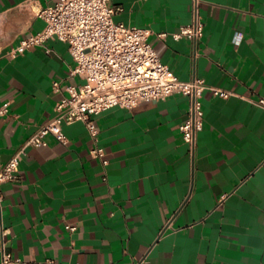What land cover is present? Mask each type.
<instances>
[{
	"label": "crops",
	"instance_id": "crops-1",
	"mask_svg": "<svg viewBox=\"0 0 264 264\" xmlns=\"http://www.w3.org/2000/svg\"><path fill=\"white\" fill-rule=\"evenodd\" d=\"M57 1L0 0V105L9 109L0 167L54 116L66 87L82 83L58 39L13 55L43 28L40 9ZM109 6L120 8L115 21L152 31L179 79L234 94L203 92L193 153L180 130L190 98L180 93L94 115L97 140L76 121L63 126L67 144L48 134L26 147L17 180L2 184L6 250L53 264H264V108L251 101L264 97V0H199L197 41L172 36L193 21L194 0Z\"/></svg>",
	"mask_w": 264,
	"mask_h": 264
},
{
	"label": "built area",
	"instance_id": "built-area-1",
	"mask_svg": "<svg viewBox=\"0 0 264 264\" xmlns=\"http://www.w3.org/2000/svg\"><path fill=\"white\" fill-rule=\"evenodd\" d=\"M110 0H58L54 5L41 8L38 16L44 21L41 30L21 39L13 55L34 46H44L49 40L58 39L66 43L74 60L72 75L82 79L80 84L66 87L67 94L56 104L54 116L42 124L25 142L23 147L7 163L0 167V264H53V260L35 261L14 257L6 250L1 216L4 195L2 184L18 178L19 165L26 147H40L46 144L45 137L54 135L63 144L68 143L63 126L82 121L94 140L98 129L93 118L101 112L120 106L131 109L145 101H158L180 93L190 98L188 117L180 125L183 141L191 153L197 144L198 132L204 123L202 96L210 89L215 96L229 98L230 90L209 86L202 78L181 80L164 64L150 40L152 31L148 28L128 26L114 20L120 8L109 6ZM199 0H194V19L172 33L175 39L188 37L197 41L203 34L204 23L199 16ZM166 33H160L164 37ZM237 39L242 34H237ZM49 51V49H47ZM60 89V83H54ZM264 108V97L251 100ZM7 105H0V117L6 115ZM96 158L103 159L104 150L95 147L91 151ZM73 231L76 227L67 225Z\"/></svg>",
	"mask_w": 264,
	"mask_h": 264
}]
</instances>
